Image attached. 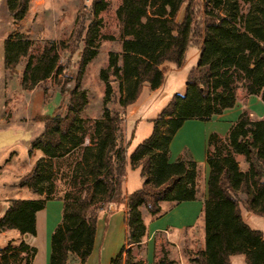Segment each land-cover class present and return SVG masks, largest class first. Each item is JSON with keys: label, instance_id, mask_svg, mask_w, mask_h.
<instances>
[{"label": "trees", "instance_id": "1", "mask_svg": "<svg viewBox=\"0 0 264 264\" xmlns=\"http://www.w3.org/2000/svg\"><path fill=\"white\" fill-rule=\"evenodd\" d=\"M201 2L199 22L197 3ZM199 2V3H200ZM29 0H6L14 23L26 15ZM240 3L249 4L245 14ZM184 7L181 21L177 15ZM108 7L105 0H92L90 22L84 32L74 88L69 92L64 115L43 118L42 133L30 144V152L42 154L19 186L42 199L10 200L0 218V233L15 231L22 238L35 236V214L47 201L63 204L61 220L50 238L48 264H67L70 257L84 264L92 253L97 213L108 205L126 207V245L141 242L145 228L140 208L150 216L160 213V203L178 205L195 201L199 195L198 165L189 152L173 163L168 161L169 144L186 121L208 122L231 110L238 90L259 96L264 105V0H120L115 9L117 37L121 52L111 53L108 67L100 71L106 84L103 117L86 130L79 114L86 105V92L80 88L87 64L96 57L93 42L100 31L98 15ZM79 39L80 36L76 35ZM31 41L23 34L3 43V65L9 74L27 59L21 87L32 91L38 84L62 76L59 51L68 49L62 41H47L38 57H30ZM199 47L197 65L186 78L185 94L175 95L150 121L152 132L129 155L132 168L140 167V189L124 195L122 181L127 165L129 143L121 144L125 109L133 104L147 84L156 90L163 83L159 67L171 63L181 67L188 47ZM117 83V91L109 81ZM115 101L116 110L108 108ZM82 148L81 159L72 175L79 190L54 197L52 161ZM243 158L242 171L235 159ZM205 161L209 172L207 198L203 202L204 249L187 252L190 264H230V257L241 255L245 264H264L262 233L246 225L240 214L264 218V116L250 118L242 111L224 138L208 137ZM48 183L46 190L43 184ZM72 188V187H71ZM36 249L22 239L18 246L0 248V264H32ZM111 264H134L131 249L123 247ZM157 264H174L161 250Z\"/></svg>", "mask_w": 264, "mask_h": 264}, {"label": "rangeland", "instance_id": "2", "mask_svg": "<svg viewBox=\"0 0 264 264\" xmlns=\"http://www.w3.org/2000/svg\"><path fill=\"white\" fill-rule=\"evenodd\" d=\"M105 1L108 7L98 15L101 22L100 31L93 42L97 55L87 64L80 86L86 92V105L79 114V119L83 122L87 134L85 144L88 143L89 136L92 134L93 123L103 117L106 84L100 78V71L107 69L111 53L121 52L118 41L104 39V36L117 37L115 9L120 0ZM199 2L196 3L199 11L198 20L201 22L202 7ZM91 4L92 0H29L25 17L20 22L14 23L8 15L6 0H0V169L2 171L0 174V203L4 202V199H36L28 189L19 193V189L22 188L19 186V180L31 170L28 149L30 143L43 131V118L66 113L69 92L74 88L73 80L77 74L83 48L84 32L80 33V28H86L90 22ZM249 6L248 3H240V12L245 14ZM184 7L185 5L177 15L178 22L183 17ZM18 34L25 35L31 41L29 54L33 60L38 57L43 44L47 41H62L68 45V49L58 52L59 64L63 67L62 76L58 78L63 85L62 90L56 84L55 79L51 78L38 84L32 91H24L21 87V76L27 62L26 58L20 61L14 74L5 71L3 43L7 38H14ZM77 34L80 39L76 36ZM196 49L194 46L187 48L181 67L165 63L162 67L164 79L160 87L152 91L145 84L151 93L145 91L142 95L134 118L126 120V115H124L126 122L123 125L121 144L128 142L131 132L134 134L132 144L127 150V156L135 149V146L149 137L148 133L152 131V124L147 123L146 119L155 118L173 96L185 94L187 74L197 65L199 57V55L195 59L191 57ZM109 84L116 92L117 83L110 79ZM249 97L259 98L260 104L263 105L259 96H247L243 90H238L239 104H246ZM107 106L112 110L117 109L115 101ZM243 111L250 114L248 110ZM12 153L15 157L7 163ZM81 153L82 148L80 147L68 156L52 161V169L55 172L52 180L54 197L64 196L72 192V189L79 190L80 184L75 187L72 184V175L76 163L81 159ZM34 156H40V154L35 153ZM237 163L242 171L247 170L243 159ZM130 167L126 169L125 189L128 193L135 191L141 179L139 172L135 171L131 165ZM47 187L48 183H44L43 189L46 190ZM42 198L37 197V199ZM248 216L247 225L252 230L261 232L264 239V218L253 214ZM12 238H16V242L12 243L14 247L18 246L22 240V237L15 231H9L6 237L0 236V245L3 246L7 240ZM37 244L41 248V240ZM233 264H245L243 257L238 256L233 259Z\"/></svg>", "mask_w": 264, "mask_h": 264}, {"label": "crops", "instance_id": "3", "mask_svg": "<svg viewBox=\"0 0 264 264\" xmlns=\"http://www.w3.org/2000/svg\"><path fill=\"white\" fill-rule=\"evenodd\" d=\"M196 48V51L191 55L192 59L197 58L199 55L200 48ZM164 64L159 67L162 73ZM145 91L148 90L144 85L138 99L125 109L126 120L134 118L138 111L139 102ZM148 93H151V91L149 90ZM243 110L250 111V117L256 120L262 119L264 115V106L260 104L259 98L249 97L246 104H239L236 98V103L231 110L225 111L222 115L213 117L208 122L196 120L186 121L173 136L169 144L168 161L170 163L175 162L182 155L183 151L187 150L192 160L198 165L200 171V191L195 201L184 202L178 205L167 202L160 203V213L156 216H150L143 207L140 208L141 219L145 228L144 236L139 244L130 246L126 245L127 228L125 222V205H108L105 209L97 213L92 253L84 264H111V261L116 258L123 247H125V249H131L134 264H157L161 250H164L168 258L172 260L174 264H190L188 262L187 252H196L204 249L202 209L203 202L207 198L206 181L209 169L205 161V156L208 137L212 133H217L220 137L224 138L231 124ZM152 119L154 118L146 119L147 123L151 124L150 121ZM151 132L148 134H151ZM133 138L134 134L131 132L128 138V148L131 146ZM137 146H135V148ZM132 152L133 151H131L130 154ZM35 153H39L40 156H34ZM13 157H15V154H10L7 163L13 160ZM40 157H42V154L39 151L33 150L30 152L29 147L28 158L30 169ZM128 157L129 156H127L125 176L122 181V191L125 196L130 194L125 189L126 169L128 167L131 168ZM235 159L236 161H240L243 158L237 156ZM134 170L138 171L140 176V167H136ZM1 172L0 169V174ZM140 178L138 185L135 187L136 189H134L135 191L140 189L143 183V178ZM24 189L26 188H20L19 193L23 192ZM35 198L37 199V196H35ZM10 200L12 199H4V202L0 203V218L6 211ZM62 209V202L55 198L47 201L44 208L35 214V236H24L22 238L25 243L36 249L32 264H48L50 238L55 227L61 220ZM240 214L243 222L247 225L246 219L249 218L248 215L251 213L241 208ZM7 232L9 231L0 233V236L6 237ZM40 240L42 242L41 248L37 244ZM13 241L16 242V238L7 240L3 246L0 245V248H4L9 242L14 243ZM238 256L230 257V264H233V259ZM67 264H80V262L76 258L70 257Z\"/></svg>", "mask_w": 264, "mask_h": 264}]
</instances>
